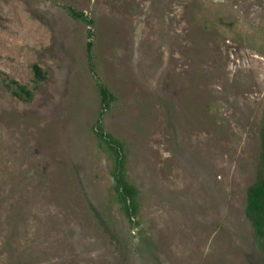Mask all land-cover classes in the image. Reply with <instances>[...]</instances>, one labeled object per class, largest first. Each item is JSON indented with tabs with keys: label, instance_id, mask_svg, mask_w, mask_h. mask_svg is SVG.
Wrapping results in <instances>:
<instances>
[{
	"label": "rangeland",
	"instance_id": "374dc122",
	"mask_svg": "<svg viewBox=\"0 0 264 264\" xmlns=\"http://www.w3.org/2000/svg\"><path fill=\"white\" fill-rule=\"evenodd\" d=\"M264 0H0V264H264Z\"/></svg>",
	"mask_w": 264,
	"mask_h": 264
},
{
	"label": "trees",
	"instance_id": "16d2710c",
	"mask_svg": "<svg viewBox=\"0 0 264 264\" xmlns=\"http://www.w3.org/2000/svg\"><path fill=\"white\" fill-rule=\"evenodd\" d=\"M263 196H264V184L259 185L255 189H252L250 194V203L253 209L254 216L256 218V225L258 231L262 233V213H263Z\"/></svg>",
	"mask_w": 264,
	"mask_h": 264
}]
</instances>
